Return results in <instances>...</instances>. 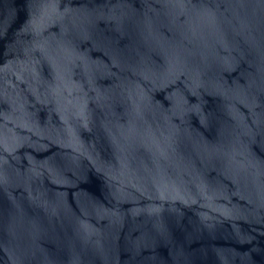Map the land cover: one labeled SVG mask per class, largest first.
Segmentation results:
<instances>
[{
	"label": "water",
	"instance_id": "obj_1",
	"mask_svg": "<svg viewBox=\"0 0 264 264\" xmlns=\"http://www.w3.org/2000/svg\"><path fill=\"white\" fill-rule=\"evenodd\" d=\"M0 264H264V0H0Z\"/></svg>",
	"mask_w": 264,
	"mask_h": 264
}]
</instances>
